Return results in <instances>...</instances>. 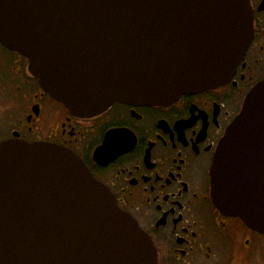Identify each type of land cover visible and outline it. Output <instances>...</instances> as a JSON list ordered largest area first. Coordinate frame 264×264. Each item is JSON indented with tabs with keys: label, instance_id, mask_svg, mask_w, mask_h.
Instances as JSON below:
<instances>
[{
	"label": "water",
	"instance_id": "95a60500",
	"mask_svg": "<svg viewBox=\"0 0 264 264\" xmlns=\"http://www.w3.org/2000/svg\"><path fill=\"white\" fill-rule=\"evenodd\" d=\"M253 36L248 0H0V42L73 112L168 104L227 81ZM218 209L264 234V80L211 168ZM0 264H159L150 235L71 149L0 141Z\"/></svg>",
	"mask_w": 264,
	"mask_h": 264
},
{
	"label": "flooded vegetation",
	"instance_id": "af4514ba",
	"mask_svg": "<svg viewBox=\"0 0 264 264\" xmlns=\"http://www.w3.org/2000/svg\"><path fill=\"white\" fill-rule=\"evenodd\" d=\"M248 2L253 36L230 78L168 104L118 102L78 114L41 87L26 56L0 42V141L74 151L150 235L159 264H264V234L211 197L219 141L264 80V0Z\"/></svg>",
	"mask_w": 264,
	"mask_h": 264
}]
</instances>
